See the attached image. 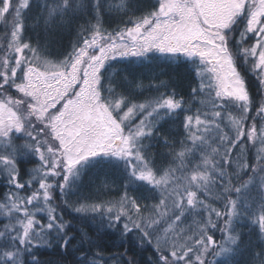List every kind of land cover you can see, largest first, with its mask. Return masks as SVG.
I'll use <instances>...</instances> for the list:
<instances>
[{
	"label": "snow or ice",
	"instance_id": "obj_1",
	"mask_svg": "<svg viewBox=\"0 0 264 264\" xmlns=\"http://www.w3.org/2000/svg\"><path fill=\"white\" fill-rule=\"evenodd\" d=\"M154 62L195 86L133 75ZM0 183V264H140L110 230L152 264H264V0H0Z\"/></svg>",
	"mask_w": 264,
	"mask_h": 264
},
{
	"label": "trees",
	"instance_id": "obj_2",
	"mask_svg": "<svg viewBox=\"0 0 264 264\" xmlns=\"http://www.w3.org/2000/svg\"><path fill=\"white\" fill-rule=\"evenodd\" d=\"M117 22L118 21L116 20H110L109 24L110 26L114 27ZM58 38L61 41L62 45L70 46L71 41L75 37H74V33H69L65 31L61 33ZM113 67L118 70L124 67V65L116 64ZM132 72L135 77H137L138 79H142L144 84H147L153 75L159 76L160 79H165V80L171 78L172 80L176 81L177 84L180 86V90L182 91V93L190 91V87L195 86V82L189 78L187 74V70L182 64L177 65V64H169L165 62H154L153 64L145 65L144 67H141V68H135L134 70H132ZM161 73H163V75H160ZM125 74L127 73H119V75L121 76ZM167 127L168 125H165V128ZM27 167H29V165H27ZM114 171L115 170L113 169L98 168L94 170L93 173L90 174L91 180L98 182L101 179L107 178L110 181H115V183L113 184L114 189L119 188V190L122 191L123 189L119 187L122 181L118 175L113 174ZM246 178L247 177H245V179ZM95 182H91V183L86 182L85 185L81 188V193L83 195L93 194L97 187V183ZM6 191H7L6 186L3 183H0V194H3V192H6ZM118 194L119 193L117 191H113L111 193L112 196H115ZM76 198L77 197H72L71 199L75 200ZM102 198L108 199L109 196H103ZM61 210L65 214L64 215L65 220L71 222L73 231L76 228L85 226L79 220L74 218L75 214L71 211V209L62 208ZM90 235L95 236L98 234L90 232ZM216 238L217 239L221 238L219 233H216ZM103 244H104L105 259H107L109 254L122 253L125 251V249H130L129 255H132V254L137 255L140 261V264H152V261L155 259L151 246L147 244L140 246L139 242L137 241L135 237V234H133V236L127 239L122 240L118 232H115L114 230H110V233L104 239ZM62 252H63L64 264H73L74 258L79 256V253H75L71 250L64 252V250L57 249L55 246H53L52 248L41 247L35 250V255L41 261L50 262V261L60 260ZM237 259H242V258L237 257ZM108 264H112V261L109 260Z\"/></svg>",
	"mask_w": 264,
	"mask_h": 264
},
{
	"label": "rangeland",
	"instance_id": "obj_3",
	"mask_svg": "<svg viewBox=\"0 0 264 264\" xmlns=\"http://www.w3.org/2000/svg\"><path fill=\"white\" fill-rule=\"evenodd\" d=\"M32 166H33V165H32ZM32 166L29 165V168L32 167ZM210 259H211V257H210Z\"/></svg>",
	"mask_w": 264,
	"mask_h": 264
}]
</instances>
